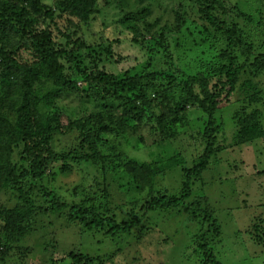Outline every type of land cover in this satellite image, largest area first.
Here are the masks:
<instances>
[{
    "label": "trees",
    "instance_id": "16d2710c",
    "mask_svg": "<svg viewBox=\"0 0 264 264\" xmlns=\"http://www.w3.org/2000/svg\"><path fill=\"white\" fill-rule=\"evenodd\" d=\"M98 1L0 0V194L11 191L15 201L11 208L0 204V256L20 241L25 222L36 211L67 210L76 225L114 236L140 226L144 213L164 207L180 208L191 222L200 219L202 227L191 243L196 261L221 264L208 242L220 227L208 199L189 200L191 187L212 164L218 166V153L228 147L226 137L217 142L222 122L216 112L234 93H244L241 107L231 115L236 145L264 137L261 91L251 79L241 82L247 68L254 77L264 72V22H253L258 33L255 27L246 34L237 21L242 13L226 7L223 0H190L189 8L179 5L175 29L169 33L154 29L148 6L126 10L129 0H105L102 7L118 9L116 22L133 33L131 42L161 53L167 65L156 70L149 57L141 72L116 75L100 66L114 56L113 45L119 39H111L105 29H93L102 8ZM182 30L189 36L198 33L191 72L177 67L171 50V34ZM180 45L175 41L174 48ZM82 93L101 101L100 108L65 112L61 99H77ZM191 112L203 119V152L191 165L179 150L149 158L152 145L169 142L186 129ZM58 136L69 137V147L58 149ZM73 163L94 166L102 181L89 190L94 195L95 190L103 191L105 201L110 196L106 180L111 178L131 206L128 222L119 223L116 213L94 196L67 203L42 184L46 177L70 173ZM174 168L181 172L179 196L156 187L157 178ZM27 186L42 190L50 200L47 208L36 207L33 193L24 190ZM259 227L252 225L256 243ZM87 255L72 251L69 256L74 264H105L114 253Z\"/></svg>",
    "mask_w": 264,
    "mask_h": 264
},
{
    "label": "rangeland",
    "instance_id": "374dc122",
    "mask_svg": "<svg viewBox=\"0 0 264 264\" xmlns=\"http://www.w3.org/2000/svg\"><path fill=\"white\" fill-rule=\"evenodd\" d=\"M223 1L226 7H234L242 13L241 20L237 19V21L245 28L246 34L253 33V28L256 27L253 22H264V0ZM104 2L105 0H99V6L102 7ZM125 2L128 6L126 10H130L135 5L148 6L150 14L147 18L149 22L154 23V29H166L165 32L169 33L175 29L174 13L179 9V5L190 7V0ZM118 16V9L112 5L102 7L100 13L96 15L93 29L97 31L105 29L111 39H119V42L113 45L114 56L110 60L102 61L100 66L116 75H124L127 70L130 73L141 72L143 66L147 65L148 58L151 57L152 65L156 70L167 68L161 53H151L148 48L143 49L131 42L133 33L116 22ZM258 28L256 27V33ZM197 37L198 33L189 36L188 32L183 30L179 34L175 32L171 34L173 40L171 50L178 68L189 72L193 70L191 62L195 56L194 39ZM175 41L181 44L176 46L177 49L174 48ZM253 49L255 54L257 48L254 46ZM248 69L242 74L241 82L251 79L257 92L261 91L264 100V72L254 77ZM241 94L234 93L216 112V116L222 122V130H219L217 142L221 143L226 137L228 147L218 153V166L214 167L212 164L199 179L193 181L189 200L199 196L208 199L209 208L213 211L220 227L218 236L208 238V242L221 264H264V137L248 144L236 145L238 139L233 137L234 122L231 115L242 105L241 99L244 93L241 91ZM61 103L66 108L65 112L75 114L96 107L98 109L101 101L98 103L92 99V96L82 93L77 99L74 95H67L61 99ZM200 117L201 115L191 112L186 129L169 142L152 145V151L148 153L149 158L152 155L156 158L163 157L179 150L191 165L192 161L203 152L206 144L200 132L203 127V119H199ZM146 134L147 131H144L143 135ZM136 137L137 135L132 136L133 145L136 144ZM56 143L57 148L62 150L64 147H69L71 141L69 137L58 136ZM144 150L148 152L147 149ZM98 181L101 182L102 178L94 166L73 163L70 173L58 174L55 179L46 177L42 184L49 191H55L61 201L67 203L79 202L88 195L94 196L95 200L97 198L104 201L108 208L116 213L119 223L128 222L131 206L118 193L111 178L106 180L110 183L108 201L101 198L103 191L95 190L94 195V192L89 190L92 183ZM180 182L181 172L179 168H174L157 178L156 187L179 196ZM36 185L39 183L37 182ZM24 190L26 193H33L36 207H48L50 200L44 197L40 188L27 186ZM14 203L11 191L0 194V204L6 208L13 207ZM134 211L140 217L139 207ZM139 219L140 226L137 228L114 236H106L102 232L85 229L71 222L67 210L59 213L36 211V214L25 222L26 230L20 241L13 244V248L6 256H0V264H74L69 256L72 251L98 256L114 253L105 264H198L191 243L195 240L192 236L200 232L202 227L200 219L191 222L187 213L180 208L164 207H156L144 213ZM253 223H258L260 226V240L257 243L254 241ZM142 226L146 227L143 232L139 230ZM203 227L206 228V224Z\"/></svg>",
    "mask_w": 264,
    "mask_h": 264
}]
</instances>
